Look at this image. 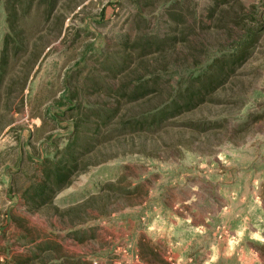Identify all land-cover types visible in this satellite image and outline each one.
Returning <instances> with one entry per match:
<instances>
[{
	"label": "rangeland",
	"instance_id": "374dc122",
	"mask_svg": "<svg viewBox=\"0 0 264 264\" xmlns=\"http://www.w3.org/2000/svg\"><path fill=\"white\" fill-rule=\"evenodd\" d=\"M40 1L0 104V264H264V0Z\"/></svg>",
	"mask_w": 264,
	"mask_h": 264
},
{
	"label": "trees",
	"instance_id": "16d2710c",
	"mask_svg": "<svg viewBox=\"0 0 264 264\" xmlns=\"http://www.w3.org/2000/svg\"><path fill=\"white\" fill-rule=\"evenodd\" d=\"M57 1L49 0L47 5L48 11L46 10L42 16L49 15L57 5ZM42 5L43 3L40 0H0V11L3 10L5 12L8 27L0 49V104L1 102L4 105L5 103L7 104V99L12 93L15 83V80L12 78V72L16 68L17 63L29 55L28 68L23 73L24 77L20 82V94L22 96L20 105L23 106V93L27 87L29 77L47 48L46 46L41 47L31 42L29 38L34 33L32 30L35 25L32 29L27 28L24 20L26 15L34 14V16H37ZM5 107L8 108V106ZM68 147L67 159L64 160L66 162L65 166L61 168L54 167L55 169H52L51 164H49L50 160L43 162V183L34 189L37 197H40L41 193H44L46 190L52 193L55 190L56 192L62 190L66 185L70 173L76 169L77 156L75 146L69 145ZM36 196H32L31 200L34 201V198H37Z\"/></svg>",
	"mask_w": 264,
	"mask_h": 264
}]
</instances>
